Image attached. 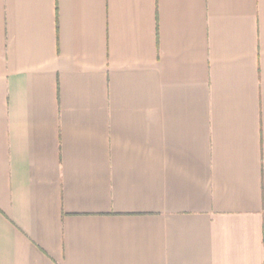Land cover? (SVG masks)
Instances as JSON below:
<instances>
[{"label": "crops", "instance_id": "1", "mask_svg": "<svg viewBox=\"0 0 264 264\" xmlns=\"http://www.w3.org/2000/svg\"><path fill=\"white\" fill-rule=\"evenodd\" d=\"M0 264H264V0H0Z\"/></svg>", "mask_w": 264, "mask_h": 264}]
</instances>
